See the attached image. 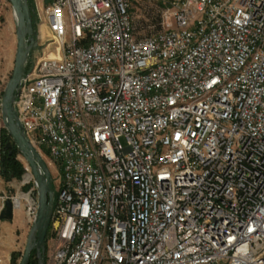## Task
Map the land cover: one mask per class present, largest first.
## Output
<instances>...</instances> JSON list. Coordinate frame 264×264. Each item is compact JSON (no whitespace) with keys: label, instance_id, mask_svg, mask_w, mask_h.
Segmentation results:
<instances>
[{"label":"built area","instance_id":"built-area-1","mask_svg":"<svg viewBox=\"0 0 264 264\" xmlns=\"http://www.w3.org/2000/svg\"><path fill=\"white\" fill-rule=\"evenodd\" d=\"M133 2L36 10L57 53L17 109L58 172L50 264H264V0H168L150 35Z\"/></svg>","mask_w":264,"mask_h":264},{"label":"water","instance_id":"water-1","mask_svg":"<svg viewBox=\"0 0 264 264\" xmlns=\"http://www.w3.org/2000/svg\"><path fill=\"white\" fill-rule=\"evenodd\" d=\"M9 1L16 17L17 50L12 75L0 96L2 120L11 137L7 147H11L12 143L17 146L31 168L37 191V211L32 219L19 264H29L34 250L39 257V264H46V238L52 219L56 190L49 165L28 138L17 109L18 94L27 74V65L33 62L31 55L39 44V35L35 26L36 12L30 0ZM14 208L13 201L7 199L0 221L13 218Z\"/></svg>","mask_w":264,"mask_h":264},{"label":"rangeland","instance_id":"rangeland-1","mask_svg":"<svg viewBox=\"0 0 264 264\" xmlns=\"http://www.w3.org/2000/svg\"><path fill=\"white\" fill-rule=\"evenodd\" d=\"M32 1V4L36 10L43 13V7L48 4L49 0H39L36 2ZM168 0H135L131 5V14L133 16V21L135 23L137 31L141 34L150 35L153 32H156L161 29L162 21V12L164 6H167ZM38 4V5H37ZM42 15V14H41ZM37 16V15H36ZM37 18V17H36ZM36 29L39 35V44L38 47L33 50L31 55V60L34 61L48 53L50 49V43L47 38L52 37V31L48 28L46 24H43L41 19H36L35 23ZM17 50V35H16V17L13 10V7L9 0H2L1 6V16H0V96L9 81L14 64L15 56ZM46 51V53H45ZM31 65V62L28 63ZM27 65V66H28ZM28 72V71H27ZM0 114H1V100H0ZM4 127L2 118L0 117V143H1V128ZM2 147V146H1ZM43 157L47 161L49 168L52 172L53 182L55 190L58 188V172L55 168L54 162L50 157L43 153ZM17 158L23 162L24 167L26 160L21 154ZM23 177V176H22ZM13 178L7 180L1 174L0 168V186L1 190L8 194L10 197H17L23 192L28 190L27 185H23V178ZM57 193V190H56ZM37 195V194H36ZM14 203V202H13ZM25 200L21 199V206L16 207L14 204V215L13 218L7 219V225L9 227L10 234L7 235V231L0 227V264H19L22 254L25 249L26 240L28 233L32 224V220L28 218L26 214V209L24 207ZM6 221V220H1ZM5 233L7 236H3ZM51 227H49L47 238H46V250H45V260L46 264H50L51 260V245H52V236H51ZM4 234V235H5ZM34 253L36 254L35 250ZM35 258L38 260L39 257L37 254Z\"/></svg>","mask_w":264,"mask_h":264},{"label":"trees","instance_id":"trees-1","mask_svg":"<svg viewBox=\"0 0 264 264\" xmlns=\"http://www.w3.org/2000/svg\"><path fill=\"white\" fill-rule=\"evenodd\" d=\"M32 3V1H30ZM37 17V16H36ZM37 19V18H36ZM31 65L27 66V71L30 69ZM11 142V137L5 127L1 128V174L7 179L11 180L13 178H21L25 172V167L23 162H21L17 156L20 154L17 146L12 143L11 147H7V144ZM28 185L26 188H29ZM57 196V193H56ZM34 251L32 252L29 264H39L35 257Z\"/></svg>","mask_w":264,"mask_h":264},{"label":"bare ground","instance_id":"bare-ground-1","mask_svg":"<svg viewBox=\"0 0 264 264\" xmlns=\"http://www.w3.org/2000/svg\"><path fill=\"white\" fill-rule=\"evenodd\" d=\"M47 26H48V25H47ZM48 28H49V27H48ZM49 29H50V28H49ZM50 30H51V29H50ZM52 35H53V33H52ZM52 37H53V36H52ZM52 37H49V38H52ZM49 46H50V49H49L48 53H46V51H45L46 55H47V56H52L53 54H56L57 51L54 50V49H56V44H55V42H54V41L51 42ZM22 198H28V196H27V195H24V194H20V195H18V196L15 198V202H16V201H21Z\"/></svg>","mask_w":264,"mask_h":264},{"label":"crops","instance_id":"crops-1","mask_svg":"<svg viewBox=\"0 0 264 264\" xmlns=\"http://www.w3.org/2000/svg\"><path fill=\"white\" fill-rule=\"evenodd\" d=\"M35 1L38 2V4H39V0H35ZM14 204H15L16 207H20L21 206V201H16ZM0 227H2L3 229H5L6 231L9 230V227L7 225V220L6 221H2V222L0 221ZM3 231L1 230L2 234H3ZM7 232H8L7 235H9L10 232L9 231H7ZM4 234H3V236H7L6 234L5 235Z\"/></svg>","mask_w":264,"mask_h":264}]
</instances>
